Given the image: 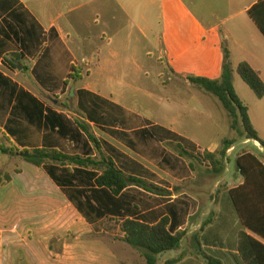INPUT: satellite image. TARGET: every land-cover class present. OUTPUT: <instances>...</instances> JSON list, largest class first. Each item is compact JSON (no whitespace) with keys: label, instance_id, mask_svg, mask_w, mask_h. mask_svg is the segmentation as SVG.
I'll return each mask as SVG.
<instances>
[{"label":"crops","instance_id":"1","mask_svg":"<svg viewBox=\"0 0 264 264\" xmlns=\"http://www.w3.org/2000/svg\"><path fill=\"white\" fill-rule=\"evenodd\" d=\"M260 1L0 0V146L56 150L96 162L103 156L126 175L158 188L151 193L130 187L114 196L96 186L100 170L22 162L21 173H13L12 182L0 189V246H6L0 264L16 263L11 251L15 225L24 235L38 236L18 243L27 264H134L138 251L123 241L122 223L133 219L155 225L163 218L174 233L186 234L180 249L163 253L157 264L169 259L246 264L239 235L264 240L242 224L230 195L244 178L238 172L226 189L215 190L220 178L211 166L184 155L200 156L197 152L204 149L214 153L221 139L208 146L193 142L197 151H190L183 145L185 132L171 123L139 124L114 114L107 106L112 98L93 84L92 74L139 66L141 56L156 65L166 57L176 75L202 68L222 73L228 54L234 72L247 62L264 81V58L254 52V40L264 49V35L253 31L257 26L248 15ZM182 76L190 85L188 75ZM145 142L156 148L153 158L140 152ZM175 147L183 150L184 176L167 158ZM10 157L0 155V171L12 162ZM198 166L209 173L210 187L202 185ZM55 231L61 236L79 231L80 236L62 237L60 251L54 252L51 234L44 233ZM93 233L99 237H90ZM138 257L135 264H145Z\"/></svg>","mask_w":264,"mask_h":264},{"label":"trees","instance_id":"2","mask_svg":"<svg viewBox=\"0 0 264 264\" xmlns=\"http://www.w3.org/2000/svg\"><path fill=\"white\" fill-rule=\"evenodd\" d=\"M248 15L264 35V0L254 5L248 11ZM235 72L258 99L264 97V81L259 71L249 63L241 62ZM233 73L229 55L226 54L222 73L218 80L192 77L189 78V81L195 87L218 99L231 119V129L239 137L257 142L264 148V140L260 138L251 121L249 108L236 93ZM81 127L88 138L97 145V140L90 134L89 129L83 125ZM236 143V140L223 139L220 148L214 153L206 151L198 156L185 152L184 155L199 164L208 163L213 175L216 178H221L229 162L228 151L234 148ZM0 155H10L19 160L15 170L17 174L21 173L22 162L36 167L51 164L75 165L100 170L101 175L96 178V186L107 189L114 196H119L130 187H137L151 193L158 189L143 179L126 175L110 158L103 156L99 162H96L92 158L70 156L56 150H18L2 146H0ZM236 162L237 170L244 178V182L230 190L233 204L242 224L264 240V163L251 152H243L237 157ZM11 182L12 174L8 171H0V188ZM121 230L124 233L123 241L140 252L145 264H157L158 257L163 253L179 250L186 234L185 232L174 233L168 218H163L155 225L127 219L122 223ZM239 250L246 264H264V244L245 232L239 235ZM179 261V259H169L162 264H177Z\"/></svg>","mask_w":264,"mask_h":264},{"label":"rangeland","instance_id":"3","mask_svg":"<svg viewBox=\"0 0 264 264\" xmlns=\"http://www.w3.org/2000/svg\"><path fill=\"white\" fill-rule=\"evenodd\" d=\"M258 30L257 27L253 29L257 34L259 32ZM254 44V52H261L264 58V49H261L255 40ZM141 57V64L139 66L126 64L123 70H106L99 74L92 72L93 84H97L98 89L103 94L112 98V103H107L110 111H113L114 114H118L119 116L122 114L125 117L129 116L136 123L139 122V124L148 123L153 125V123H157L159 125L169 126L171 123L182 134L185 132L188 140H184L183 145L187 150L190 149V151H197L193 146V142H200L208 146L218 138L221 139V143L223 139L236 140L237 143L234 145V148L228 151L229 162L215 190L222 191L229 186L231 179L233 182L235 174L238 173L236 160L243 152L256 154L264 161V148L257 142L246 140L245 137H239L231 129V119L218 99L206 92L203 95L202 91L192 85L190 81V85L187 86L185 80L182 79V75L187 74L189 78L204 77L211 80H218L221 71L202 68L192 72L186 70L179 71L176 72V75L166 66L168 60L166 57H162V62L158 65H156L154 60L149 61L146 56ZM262 62L261 71L264 79V59ZM234 85L237 95L249 108V115L258 135L264 140V97L258 99L236 72H234ZM149 143L145 142L141 144L139 146L141 149L140 152L153 158L152 155L156 148ZM182 151L179 147H175L173 149V156L167 155L168 160L171 161L174 169H176L178 176L186 175L183 167L184 161L180 157ZM206 151L207 149H204L197 153L204 154ZM10 160L12 162L10 164L5 163L4 169L1 171H8L13 175L17 169L19 160L13 156L10 157ZM13 163L15 166H13ZM196 174L202 176V178L204 177L202 185L208 183L209 187L212 185V182L209 180L210 175L206 170L202 171L198 166ZM3 201V196H0V203ZM102 225L103 223L97 224L96 229L98 230ZM19 228V226L15 225L12 231V245L15 247L11 251L16 257L15 264H27L21 254L18 243L22 244L25 239L33 240L38 236L33 232L24 235ZM76 232L77 234L73 231H68L61 236L55 231L53 233H44V235L51 234L49 237L51 239L50 250L58 252L61 249L59 240L62 237L65 240H71L80 236L79 231ZM90 237L96 238L99 236L93 233ZM5 247L2 244L0 251H3ZM139 254L140 252L134 253V264L137 262Z\"/></svg>","mask_w":264,"mask_h":264}]
</instances>
